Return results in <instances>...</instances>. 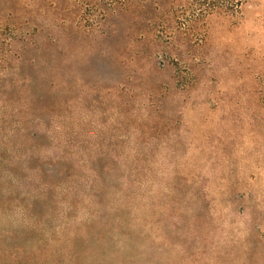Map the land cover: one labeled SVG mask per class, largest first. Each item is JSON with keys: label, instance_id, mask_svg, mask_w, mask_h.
I'll return each mask as SVG.
<instances>
[{"label": "rangeland", "instance_id": "1", "mask_svg": "<svg viewBox=\"0 0 264 264\" xmlns=\"http://www.w3.org/2000/svg\"><path fill=\"white\" fill-rule=\"evenodd\" d=\"M0 264H264V0H0Z\"/></svg>", "mask_w": 264, "mask_h": 264}]
</instances>
